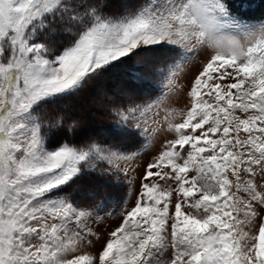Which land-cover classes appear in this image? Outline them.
I'll return each mask as SVG.
<instances>
[{
  "label": "snow or ice",
  "instance_id": "obj_1",
  "mask_svg": "<svg viewBox=\"0 0 264 264\" xmlns=\"http://www.w3.org/2000/svg\"><path fill=\"white\" fill-rule=\"evenodd\" d=\"M251 4L0 0V264H264V18ZM158 47L160 94L108 106L140 147L77 142L87 93ZM184 89V107L167 106ZM93 175L128 191L77 200L69 190Z\"/></svg>",
  "mask_w": 264,
  "mask_h": 264
},
{
  "label": "rangeland",
  "instance_id": "obj_2",
  "mask_svg": "<svg viewBox=\"0 0 264 264\" xmlns=\"http://www.w3.org/2000/svg\"><path fill=\"white\" fill-rule=\"evenodd\" d=\"M135 0H111L113 5L112 11L118 12L125 5L134 3ZM169 50L166 47H158L156 50L146 53V59L134 57L133 60L128 61V63L121 67V70L109 74L99 83H97L86 95L82 101L81 110L76 113V117L79 116L83 121V127L79 133V138L77 142L81 139H95L101 143L106 144H122V140L115 135L117 128L115 126V121L108 113V106L112 102H118L126 98L129 94H137L140 97V93L132 84L129 83L127 76L128 70H135L139 68L143 72L142 79H154L157 75V69L164 68L167 62V54ZM140 61V65H137V61ZM142 65V67H141ZM198 62L194 61L193 64L187 65L185 67V74L179 78L181 84L186 81H190L192 76L198 69ZM138 74V73H137ZM158 76V75H157ZM162 81L160 78L159 84ZM187 89H184L179 97H170L167 106L176 108L177 110L184 107L185 98L184 94ZM160 93L158 92L157 95ZM155 97V96H154ZM153 97V98H154ZM141 98V97H140ZM105 115V119L100 120V116ZM164 113L161 112L159 119L163 122ZM100 120V122H99ZM178 122V120H177ZM166 126V125H165ZM116 129V130H115ZM174 134H169L168 138L171 139ZM164 142V137L159 136L153 143L150 150L144 152L139 158L138 163L146 165L151 158L162 150V144ZM142 171V169H141ZM163 184V182H161ZM102 187H105L102 189ZM139 188L138 182L132 187V195L128 207L131 208L136 199V192ZM122 191L121 197L125 196L128 189L124 186L119 188ZM118 188H116L112 181L107 178H100L97 176H86L84 177L78 185L73 186L69 191L77 200H86L92 202L91 198H95V202L110 200L116 197V193H119ZM121 218L117 217L114 220H107L106 223L109 225V230L114 229L119 226ZM107 239V235L103 236L98 243L95 244L93 253H98Z\"/></svg>",
  "mask_w": 264,
  "mask_h": 264
},
{
  "label": "trees",
  "instance_id": "obj_3",
  "mask_svg": "<svg viewBox=\"0 0 264 264\" xmlns=\"http://www.w3.org/2000/svg\"><path fill=\"white\" fill-rule=\"evenodd\" d=\"M233 2H234L233 11L239 12V8L237 7V5L239 4V0H233ZM247 15H249L253 18H264V0H252L251 9L247 13ZM169 56H170V52H168L167 57H166L167 62H169ZM155 73H157V72H155ZM157 75L152 80L151 79L144 80L142 78L141 79H130L129 75L127 76V79H128L130 84H132L135 88H137V90L141 94L140 95L141 98H149L150 95L153 98L159 92V91H154V89H158L159 85H160L159 81H160L161 76L159 74H157ZM135 93H134V95L139 97ZM73 115H76V113H74ZM77 118H79V116ZM105 118H106L105 115L100 116V120L105 119ZM100 120H99V122H100ZM67 122L68 121L66 120V123ZM115 135L122 140L121 141L122 144H132L137 148H139L140 145L142 144V141H137L136 137L128 135L125 131H122L121 129L116 130ZM104 188L105 187H102V189H104ZM118 191L120 194L116 193V195L121 196V193L123 190L119 189Z\"/></svg>",
  "mask_w": 264,
  "mask_h": 264
}]
</instances>
